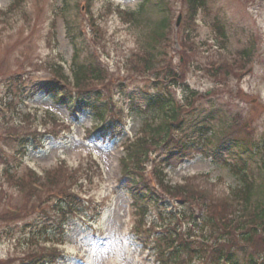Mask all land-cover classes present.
<instances>
[{
  "label": "trees",
  "instance_id": "obj_1",
  "mask_svg": "<svg viewBox=\"0 0 264 264\" xmlns=\"http://www.w3.org/2000/svg\"><path fill=\"white\" fill-rule=\"evenodd\" d=\"M23 1L14 0L0 17L16 11ZM90 1L86 0L87 13L97 32L88 40L81 35L77 0H62L60 11L65 17L73 49L70 74L52 62L42 63L50 72L46 79L11 74L6 78L7 93L12 97L9 107L14 110L22 96L34 97L42 93L54 103L68 106L70 111L73 108L90 110L97 121L94 131L105 137L110 131L118 130V122L122 119L111 101V94L119 87V94L128 100L130 107L149 117L143 121L134 140L126 143L119 159L117 189L131 198L136 221L134 232L146 233L149 237L152 229L142 231V227L145 217L153 211L163 227V235L155 238L162 264H191L192 260H201L202 264H264V139L260 149L254 152L256 155H248L246 147L252 142L237 134L246 133L243 130L245 121H234L229 102L218 103L211 95L191 90L185 83L191 55L196 53L191 43L190 26L197 9L204 7V0H182L185 7L178 30L181 49L177 63L173 62L171 54L174 10L169 0H141L136 12L115 8L122 22L135 33L138 44L124 63L125 80L135 83L130 88L118 83L120 79L110 73L98 56L94 46L103 36L90 12ZM242 52L246 55L244 60H249L253 53L250 47ZM209 64L208 75L220 84L226 85V80L236 76L227 62ZM176 89L182 91L179 100L175 96ZM49 117L45 120L55 122ZM226 124L234 129L233 133L219 136L206 155L228 166L239 180L237 185L222 194L194 178L175 185L166 181L164 170L168 165L193 151H206L208 133L217 125ZM6 127L0 124V141L5 145L14 143L13 153L17 156H23L29 146L34 150L41 148L44 133L52 132L47 128L39 132L29 113ZM5 135L16 138L13 140ZM0 160L8 165L5 157L0 156ZM251 162L258 164L252 168ZM91 168L93 165L89 170ZM5 172L19 192L20 204L15 205L16 213L2 211L0 219L17 222L33 215L35 230L23 236L30 249L26 256L31 264L54 262L57 252L40 247V237L50 238L53 234L62 237L68 221L87 211L85 209L93 203L70 190L71 178L67 174L73 176L74 171L69 172L64 166L49 170L43 177L31 170L19 175L9 173L7 168ZM32 183L43 190L34 188ZM170 203L175 204L176 209L168 210Z\"/></svg>",
  "mask_w": 264,
  "mask_h": 264
},
{
  "label": "rangeland",
  "instance_id": "obj_2",
  "mask_svg": "<svg viewBox=\"0 0 264 264\" xmlns=\"http://www.w3.org/2000/svg\"><path fill=\"white\" fill-rule=\"evenodd\" d=\"M10 1L0 0V9L5 8ZM92 3L91 10L94 16L99 18V26L104 34V41L99 46L101 58L114 75L126 76L122 62L136 47L135 33L118 18L116 12L108 11L107 5L120 4L132 10L137 8L138 0H92ZM207 3L211 14L199 12L198 22L193 31L196 42L203 45L200 51L202 49L207 51L193 53L191 59L196 58L201 66L208 64L210 59L224 60L230 64V60H241L237 56L239 51L250 45L254 46L255 55L249 64V69L241 74L238 81L229 78L226 82L233 93L238 88L246 93L245 97L232 99L231 107L234 111L242 110L246 121L252 119L255 129L252 137L257 139L264 133V2L208 0ZM58 5H60V0H25L23 5L4 18L5 24L0 22V71L2 75L7 76L12 72L20 71L24 63L28 64L30 61L57 60L60 57L66 62L68 68L72 48L65 35L62 17L55 15ZM174 9H180L178 0H176ZM214 19L220 20L225 29L228 40L226 50L215 49L214 44L218 46L222 45V42L218 36L215 37L217 33L211 28ZM53 20L56 23V41L52 37L48 38ZM84 27L86 33L91 31L86 22L83 24ZM174 29H176L175 25ZM174 48L178 49L176 45ZM231 66L233 67L232 64ZM28 68L30 67H25V69ZM30 71L34 72L35 76L46 75V70L41 68L40 71L33 69ZM187 84L199 92H205L214 86L212 79L202 69L200 72L192 69ZM3 85L4 83L0 82V104L4 101L5 87ZM17 109H0V120L2 118V121H6L4 124L12 126V121L19 120L20 112L35 109L37 115L34 123L39 121V124L43 125L44 122L39 119V115L48 111L61 120L71 123L72 130L66 139L50 140L46 143L44 150L39 152L30 150L24 157L22 166H31L38 172H42L56 166L59 160L65 161L69 166H74L80 159L87 158L90 154L99 161L102 168V179L96 180V185L94 184L91 190L96 198H104L108 201L109 207L104 209L96 225H90L81 218H74L69 222L64 235V243L60 247L65 256L56 264H157L154 256L151 255L152 251L133 240L129 234L132 219L127 196L122 193H112L115 180L120 174L118 158L123 153L121 141L95 143L87 137V129L91 126V119L87 113L72 121L73 117L68 115L64 107L56 106L42 96H37L25 104H19ZM140 116L141 114L135 112L129 114L127 133L133 134L137 130L141 122ZM12 146L0 143V156L8 158L7 154ZM21 173L23 172L20 171L17 174ZM194 173H204L208 175V178L217 181L220 191H224L228 185L237 182L227 169L200 156L169 168L167 179L170 183H175ZM0 192L7 194L13 205L20 204L17 189L1 173V166ZM3 201L4 197L0 198V213L4 209ZM10 234H13L12 237ZM23 235L18 226H8L0 222V264H26L23 257L30 249L24 246L26 243L21 238Z\"/></svg>",
  "mask_w": 264,
  "mask_h": 264
}]
</instances>
